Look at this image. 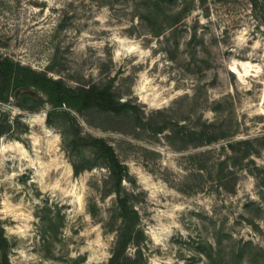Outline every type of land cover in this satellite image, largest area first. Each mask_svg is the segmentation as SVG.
<instances>
[{"label": "rangeland", "instance_id": "374dc122", "mask_svg": "<svg viewBox=\"0 0 264 264\" xmlns=\"http://www.w3.org/2000/svg\"><path fill=\"white\" fill-rule=\"evenodd\" d=\"M0 54L140 107H54L35 86L0 96L12 264L109 262L121 218L90 137L129 167L143 264H264L263 0H0ZM194 130L216 140H187ZM74 137L95 165L79 174Z\"/></svg>", "mask_w": 264, "mask_h": 264}, {"label": "trees", "instance_id": "16d2710c", "mask_svg": "<svg viewBox=\"0 0 264 264\" xmlns=\"http://www.w3.org/2000/svg\"><path fill=\"white\" fill-rule=\"evenodd\" d=\"M32 86L42 87L48 95V102L54 107L69 106L77 111L86 108H98L118 114L131 113L140 119L139 104L133 103L130 99L121 100L116 88L111 84L95 83L84 87H70L61 80L38 74L19 62H14L0 54V96L11 87L18 90L28 89ZM90 138L96 160L95 165L101 163L108 168L109 174L105 180L106 194L116 195L118 214L121 218L112 256L107 264H143V242L146 235L142 228L140 212L131 201L134 195L124 186V182L133 180L129 167L118 158L112 145L104 139ZM197 138L203 144H209L216 140L215 135L207 136L205 133H198L196 130L186 131L187 140L193 141ZM81 141H83L82 138L78 137L64 140L65 146L72 153V165L76 174L95 166L84 155ZM130 246L135 248L134 256L127 254V249ZM10 247V241L5 235L0 219V264H12L9 257Z\"/></svg>", "mask_w": 264, "mask_h": 264}]
</instances>
